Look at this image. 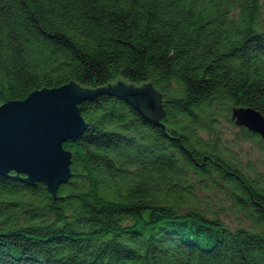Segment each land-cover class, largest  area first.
Returning a JSON list of instances; mask_svg holds the SVG:
<instances>
[{
	"label": "trees",
	"instance_id": "obj_1",
	"mask_svg": "<svg viewBox=\"0 0 264 264\" xmlns=\"http://www.w3.org/2000/svg\"><path fill=\"white\" fill-rule=\"evenodd\" d=\"M118 77L159 93V124L83 102L64 200L0 176V264H264V180L214 135L233 109L264 116V0H0V105ZM210 187L248 226L201 208Z\"/></svg>",
	"mask_w": 264,
	"mask_h": 264
},
{
	"label": "water",
	"instance_id": "obj_2",
	"mask_svg": "<svg viewBox=\"0 0 264 264\" xmlns=\"http://www.w3.org/2000/svg\"><path fill=\"white\" fill-rule=\"evenodd\" d=\"M101 95L127 102L151 125H158L164 115L163 101L148 82L133 85L118 77L98 88L70 82L33 91L23 100L0 105V176L30 186L41 183L53 201L64 200L66 197H55L71 178V153L63 144L77 140L87 129L79 106ZM230 119L236 127L264 140V116L259 112L237 108ZM12 172L16 176H9ZM21 175L23 179L18 177Z\"/></svg>",
	"mask_w": 264,
	"mask_h": 264
},
{
	"label": "rangeland",
	"instance_id": "obj_3",
	"mask_svg": "<svg viewBox=\"0 0 264 264\" xmlns=\"http://www.w3.org/2000/svg\"><path fill=\"white\" fill-rule=\"evenodd\" d=\"M218 126L214 131L221 145L229 152L231 157L239 163L241 169L253 170L264 180V143L251 142L241 138L240 128L226 115L217 118ZM224 189L210 187L208 191H198L199 205L205 206L206 201L213 207L218 218L228 227L237 228L248 226L244 217Z\"/></svg>",
	"mask_w": 264,
	"mask_h": 264
}]
</instances>
